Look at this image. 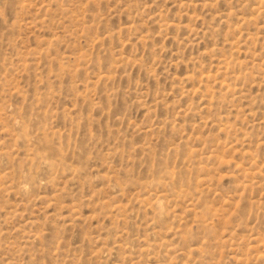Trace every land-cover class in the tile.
Returning a JSON list of instances; mask_svg holds the SVG:
<instances>
[{
  "label": "rangeland",
  "instance_id": "obj_1",
  "mask_svg": "<svg viewBox=\"0 0 264 264\" xmlns=\"http://www.w3.org/2000/svg\"><path fill=\"white\" fill-rule=\"evenodd\" d=\"M0 264H264V0H0Z\"/></svg>",
  "mask_w": 264,
  "mask_h": 264
}]
</instances>
